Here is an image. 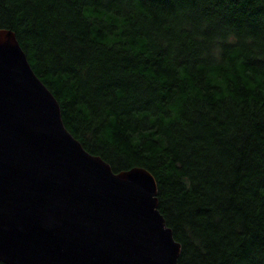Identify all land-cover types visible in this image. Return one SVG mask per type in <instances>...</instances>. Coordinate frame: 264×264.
Listing matches in <instances>:
<instances>
[{
    "label": "trees",
    "instance_id": "1",
    "mask_svg": "<svg viewBox=\"0 0 264 264\" xmlns=\"http://www.w3.org/2000/svg\"><path fill=\"white\" fill-rule=\"evenodd\" d=\"M0 29L89 154L154 177L178 264H264V0H0Z\"/></svg>",
    "mask_w": 264,
    "mask_h": 264
},
{
    "label": "water",
    "instance_id": "2",
    "mask_svg": "<svg viewBox=\"0 0 264 264\" xmlns=\"http://www.w3.org/2000/svg\"><path fill=\"white\" fill-rule=\"evenodd\" d=\"M143 168L114 173L66 129L15 34L0 29V262L178 264Z\"/></svg>",
    "mask_w": 264,
    "mask_h": 264
}]
</instances>
